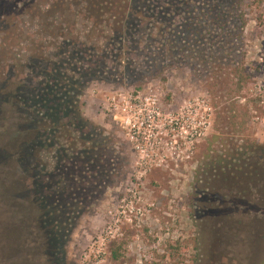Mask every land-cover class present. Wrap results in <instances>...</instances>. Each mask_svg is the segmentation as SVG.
<instances>
[{
	"label": "rangeland",
	"instance_id": "rangeland-1",
	"mask_svg": "<svg viewBox=\"0 0 264 264\" xmlns=\"http://www.w3.org/2000/svg\"><path fill=\"white\" fill-rule=\"evenodd\" d=\"M166 1L152 0L147 5L150 16L164 10ZM53 2L62 1L0 0V45L4 47L0 49V59H4L5 74L11 82L14 63L26 62L32 41L62 40L53 37L58 34V27L51 28L52 35L43 33L46 22L54 20L58 25L55 19L59 14L49 10ZM26 4L39 5V13L35 17L29 14ZM196 6H179L175 10L173 18L178 30L189 28L190 22L195 26V22L185 20L188 15L184 13ZM82 7V3H74L77 10ZM236 13L246 19L243 35H239L240 29L236 30L235 15L228 13L223 27L225 32L233 33L219 44L225 46L228 41L227 50L237 48L232 53L241 56L239 64L247 81L239 82L231 75L226 83L209 85L211 79L205 76V70L211 68V62H192L187 58L190 52L171 66L165 61L157 62L159 67L154 68L144 65L142 52L137 50L157 46L152 40L162 42L161 37L149 35L152 26L146 20L126 52L130 67L125 65L120 73L95 80L84 88L80 96L83 116L103 127L106 136L115 134L119 138L114 147L118 173L111 179V186L100 192L91 180L87 185L89 193L82 196L88 199L85 208L89 209L71 234L66 233L69 238L64 234L60 243L52 245L43 230L46 237L35 236L37 242L32 244L29 225L34 214L27 213V208L39 194L32 183L35 174L32 167H26L28 162L21 165L11 155L7 140L12 135L4 137L0 127V192L8 190L6 197H14L5 202L0 198V264H260L264 258V178L255 175L250 182L240 180L228 192L216 190L215 181L211 183L206 175L201 181L198 173L206 162L210 137L225 125L224 131L232 129L222 123L229 114L225 108L234 106L236 114L247 109L251 129L246 134L264 145V0H242ZM83 25L77 27L80 41L89 29ZM201 29L204 27L196 28ZM86 45L92 46L91 42ZM97 45L102 50L105 43L101 40ZM174 52L177 54L178 49ZM5 80L0 68V88L6 85ZM9 95L10 91L7 95L0 93V104ZM122 95L140 100L141 119L132 132L122 125L111 107L113 98L120 102ZM53 154L45 155L48 169L53 165ZM84 185L86 182H81ZM243 188L246 190L239 193ZM220 200L227 205L219 220L227 218V225L224 229H211L209 242L202 246L198 209L218 205ZM18 208L22 212H17ZM194 215L198 224L194 223Z\"/></svg>",
	"mask_w": 264,
	"mask_h": 264
},
{
	"label": "trees",
	"instance_id": "trees-1",
	"mask_svg": "<svg viewBox=\"0 0 264 264\" xmlns=\"http://www.w3.org/2000/svg\"><path fill=\"white\" fill-rule=\"evenodd\" d=\"M61 1L53 2L49 8L52 13L59 14L55 19L58 25H55L54 20L52 23L46 22L43 30L44 34L52 35L51 28L58 27L59 32L53 37H60L61 41H32L26 62L17 60L14 63L12 82L5 74L7 66L4 59H0L2 75L6 79V85L1 86L0 93L7 95L10 91V98L3 97L0 105L2 135H12L7 140L12 149L11 155H15L19 164L28 162L26 167H32L35 174L32 183L39 190L27 208V213L34 214L29 225L32 244L37 242L36 237L45 238L46 234L52 245L57 241L60 243L63 235L71 234L85 210L89 209L85 208L88 199L82 196L89 193L87 185H90L91 180L94 179L95 190L100 192L109 188L111 179L116 177L119 160L114 147L119 138L115 134L106 136L103 127L83 116L80 96L93 81L106 80L108 76L120 73L121 67H130L131 59L125 55L144 21L149 20L148 25L152 26L149 35L162 38V42L152 40L158 44H153V48L146 47L144 51L135 49L142 52L144 65L159 67L157 62L160 61L171 66L178 58L185 59L190 52L187 58L192 62L201 65L211 62V68L205 70V76L211 79L209 85L226 83L231 75L238 78L239 82L248 80L243 79V68L239 64L241 56L232 53L237 48L227 50L228 41H225V46L219 44L232 36L230 32L233 33L225 32L223 27L228 13L235 15L236 30L240 29L239 35H243L246 19L243 14H235L242 0L232 3L222 0H167L162 7L170 11L161 9L154 16H150L147 10L152 0ZM74 1L78 5L82 3L83 7L77 10ZM224 3L227 7L222 6ZM195 4L197 6L191 11L187 10L184 15H188L186 21H193L197 25L192 26L190 22L189 28L182 29L181 25L182 30H178L177 20L173 18L175 10L179 6L187 8ZM38 6L28 4L29 14H38ZM81 23L89 27L82 36L83 41L79 40L81 31H77ZM196 26L204 29L197 31ZM95 39L99 41L96 43ZM101 40L105 43L102 50L97 45ZM87 42H91V48L86 45ZM223 46L224 53L221 50ZM176 48L177 54L174 52ZM216 54L223 55L217 57ZM9 85H13L11 90H8ZM225 109L229 114L222 123L228 124L233 134L224 131L225 125L210 137L206 162L200 166L198 173L201 181L205 175L211 183L215 181L216 190L228 189V192H232L234 183L240 180L251 181L255 175L258 179L264 178V145L246 134V130L251 129V117L247 109L243 112L239 110L237 114L234 106ZM10 111H13V116H10ZM11 119L14 121L11 122ZM228 133L232 136H226ZM48 152L54 153L50 169L45 156ZM24 163L23 169H26ZM81 182H86V185L81 186ZM245 190L243 188L239 193ZM7 194L8 190L3 194L0 192L2 202L14 199L12 196L6 197ZM218 203L198 209L201 219L197 226L202 246L209 242L208 232L211 229H224L227 225V218L219 220L220 212L226 209L227 202L220 200ZM20 210L18 208L17 212ZM193 220L198 224L195 215ZM43 230L46 234H43ZM260 264H264V258Z\"/></svg>",
	"mask_w": 264,
	"mask_h": 264
},
{
	"label": "built area",
	"instance_id": "built-area-1",
	"mask_svg": "<svg viewBox=\"0 0 264 264\" xmlns=\"http://www.w3.org/2000/svg\"><path fill=\"white\" fill-rule=\"evenodd\" d=\"M122 96L124 98L120 102L116 101V98H113L114 102L111 104V107L116 112V115L120 117L122 125L129 129V132H132L137 128V124L141 119L138 107L140 100L132 98V95Z\"/></svg>",
	"mask_w": 264,
	"mask_h": 264
},
{
	"label": "flooded vegetation",
	"instance_id": "flooded-vegetation-1",
	"mask_svg": "<svg viewBox=\"0 0 264 264\" xmlns=\"http://www.w3.org/2000/svg\"><path fill=\"white\" fill-rule=\"evenodd\" d=\"M1 105V104H0ZM0 116H1V111H0Z\"/></svg>",
	"mask_w": 264,
	"mask_h": 264
}]
</instances>
